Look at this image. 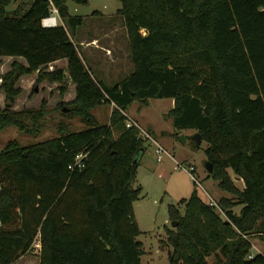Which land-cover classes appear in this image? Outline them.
Instances as JSON below:
<instances>
[{"label": "trees", "instance_id": "obj_1", "mask_svg": "<svg viewBox=\"0 0 264 264\" xmlns=\"http://www.w3.org/2000/svg\"><path fill=\"white\" fill-rule=\"evenodd\" d=\"M69 1L88 3L20 0L11 9L16 0H0V57L27 61L0 75V132L39 131L45 101L37 110L13 109L20 78L36 72L62 93L71 78L76 97L61 107L88 125L63 126L59 136L29 145L11 140L0 152V264L31 253L39 235L40 264H144L135 213L143 188L134 184L146 146L125 112L151 98L174 99L167 115L175 129L201 133L213 165L208 177L232 194L218 200L226 216L197 188L180 201L184 210L169 206L177 222L165 240L169 264H211V256L264 264L263 253L248 258V235H264V0H120L134 71L112 85L97 79L70 34L85 18L71 14ZM52 3L64 24L44 27ZM64 58L67 68L48 69ZM102 104L114 105L106 124L92 112Z\"/></svg>", "mask_w": 264, "mask_h": 264}, {"label": "rangeland", "instance_id": "obj_2", "mask_svg": "<svg viewBox=\"0 0 264 264\" xmlns=\"http://www.w3.org/2000/svg\"><path fill=\"white\" fill-rule=\"evenodd\" d=\"M19 1L16 0L11 5V9L15 8ZM68 5L71 14L83 15L85 18L84 24L79 26L75 33L70 27L68 30L87 66L97 79L112 85L134 71L124 17L118 13V9L121 7L120 0H88L86 4L69 1ZM10 56L0 57L1 76L10 71L14 61L26 63L25 60ZM64 66L67 68L66 62L59 63L55 67L63 68ZM48 69L51 70L50 64ZM2 82L3 79L0 77V86ZM73 84L69 77L67 90L62 93L59 82H39L37 72L23 75L17 83L22 88V93L16 98L13 109L37 110L42 107L43 101H45V115L36 127L39 128L37 133L25 132L13 125L1 131L0 152L11 140H18L21 145H29L59 136L63 126H68L71 131L88 128L86 122L80 117L69 114L70 109L64 110V107L71 108V106L61 107L62 103L69 104L75 99L76 92ZM150 100L149 105L144 107H140L139 102L132 103L125 113L136 118L147 129L150 127V123L163 129L174 127L172 117L167 115V110L174 105L173 103L171 106L173 98H151ZM5 106V92L0 89V108ZM113 106L102 104L92 112L100 123H108ZM138 107L141 109L139 110ZM151 133L171 155H164L163 160H158L154 145L148 142L145 144L146 150L138 164V176L134 184L143 188L140 198L135 202L136 217L143 231L138 236V240L143 243L145 253L142 256V261L144 264H169V252L172 248L165 240L168 237V229L175 228L170 219L169 206L179 205L184 210V204H181L180 201L183 198H189L195 188L198 189L204 201L207 199V192L217 201L225 196L230 197L232 194L220 189L218 183L208 177L206 167L208 144L203 141L197 145L193 129H175L172 133L174 139L170 143L161 140L160 136L153 132ZM183 136H186V141L182 139ZM190 165L196 166L194 175L200 183L196 182L191 172L185 169ZM232 175L237 185L243 188L242 179L233 172ZM202 187L207 192H204ZM241 208L242 205H237L234 210L239 213ZM39 236H37L32 252L23 256L17 264H40ZM248 239L252 245L250 254H264V235L253 233L248 235ZM248 258H251L250 255ZM208 260L211 264H223L226 261L223 257L218 260L215 256L209 257Z\"/></svg>", "mask_w": 264, "mask_h": 264}, {"label": "built area", "instance_id": "obj_3", "mask_svg": "<svg viewBox=\"0 0 264 264\" xmlns=\"http://www.w3.org/2000/svg\"><path fill=\"white\" fill-rule=\"evenodd\" d=\"M63 24L60 13H59V9L58 7H56L53 3L51 5V14L45 18L42 19V25L44 27H56L60 24ZM127 116V127H133L138 129L139 131V136L141 138L144 139L145 144L148 142L152 145H154L155 147V153L157 155V159L158 160H163L164 155H171L170 152L159 142V140L157 138H155L152 133L145 127H143V125L136 120L135 118H133L130 114L125 113ZM146 146V145H145ZM84 156V154H80L78 156V160H77V164L79 165L81 163V158ZM181 167H183L180 164ZM187 171L191 172V175L193 177V179L200 183L198 181V178L194 175V173L196 172V166L195 165H190L189 168H185ZM204 192H207L206 189L204 187H202ZM207 199L205 200L211 207H213L215 210H217L218 212H220L223 216H226L225 211L223 210L222 206L220 205L219 201H217L213 196H211L208 192H207ZM39 245H40V240H39ZM250 257H254L253 254H250Z\"/></svg>", "mask_w": 264, "mask_h": 264}, {"label": "crops", "instance_id": "obj_4", "mask_svg": "<svg viewBox=\"0 0 264 264\" xmlns=\"http://www.w3.org/2000/svg\"><path fill=\"white\" fill-rule=\"evenodd\" d=\"M100 11H102V10H100ZM103 12V14H106L104 11H102ZM10 57H13V56H10ZM14 58H17V59H20V60H25L26 61V59L24 58V57H15L14 56ZM67 63L68 64V62H67V59H60V60H57V61H54V62H52V63H50V66H51V70H53L54 69V67L57 65H59V63ZM25 64H27V61H26V63ZM63 68H65V66L63 67ZM73 86H74V89H75V92H76V85L75 84H73ZM69 99V98H68ZM151 101V100H150ZM174 101V99L172 100V102H171V106H172V104L174 103L173 102ZM174 106V105H173ZM173 107H170L168 110H167V113L172 109ZM138 109L140 110L141 108L140 107H138ZM112 111V110H111ZM133 117V116H132ZM136 119V118H135ZM104 124H106V123H104ZM150 127H148V129H149V131H151V132H153L154 134H156L157 136H160V139L161 140H164V141H167V142H172V140L174 139V137L172 136V133L175 131V128L174 127H172V128H170V129H163V128H158V127H156V126H154L152 123H150V125H149ZM142 158V157H141ZM23 257H21L19 260H21ZM18 260V261H19ZM17 261V262H18ZM17 262L15 263V264H17Z\"/></svg>", "mask_w": 264, "mask_h": 264}, {"label": "water", "instance_id": "obj_5", "mask_svg": "<svg viewBox=\"0 0 264 264\" xmlns=\"http://www.w3.org/2000/svg\"><path fill=\"white\" fill-rule=\"evenodd\" d=\"M69 109H70V108H68V107H64V110H65V111H68ZM182 139H183L184 141L187 140L186 136H183ZM194 139H195L196 143L199 145V144L202 142V135H201V133H199V132H198V133H195V135H194ZM206 167H207V169H208L210 172H211L212 169H213V165H212V163H211L210 161H207V162H206ZM172 224L174 225V227H176L177 222L173 221Z\"/></svg>", "mask_w": 264, "mask_h": 264}]
</instances>
